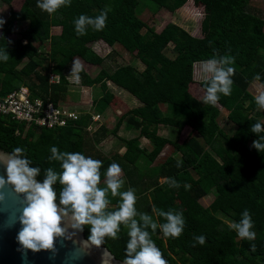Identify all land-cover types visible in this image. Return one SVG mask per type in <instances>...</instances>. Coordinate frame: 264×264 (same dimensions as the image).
Listing matches in <instances>:
<instances>
[{"label": "trees", "instance_id": "1", "mask_svg": "<svg viewBox=\"0 0 264 264\" xmlns=\"http://www.w3.org/2000/svg\"><path fill=\"white\" fill-rule=\"evenodd\" d=\"M11 1L0 0V4ZM147 1L173 11L187 0ZM140 2L71 0L70 6H62L50 15L37 7L38 0H23L18 13H24L28 21L19 37H11L17 33L14 17L18 13L13 10L9 12L8 23L0 29V49L9 54L7 62L0 61V92L6 94L25 85L32 96L49 98L57 103L68 84L64 68L74 58L91 64L102 63L103 58L89 47L91 42L102 40L109 46L118 42L127 49L133 46L144 64L143 70L124 63L112 71L101 68L94 77L84 70L79 72L82 85L95 87L99 83L100 93L95 94L92 101L95 113L104 112L113 99L107 81L124 88L140 102L119 115L112 130L117 134L121 122L125 121L137 129L139 135L124 139L125 150L121 154L94 157L102 162L98 186L107 187L102 180L112 163L119 164L130 188L144 186L141 194L151 195L150 217L157 223L154 232L151 227L144 230L149 232L168 264H264V152L247 144L248 139L258 140L264 136V133L251 131L252 125L261 122L251 115L259 106L249 91L255 81L264 86V18L248 7L250 0H193L196 6L203 7L202 38L189 36L173 22L167 23L159 32L149 28L141 33L145 23L134 15ZM105 10L108 12L103 30L96 31L89 25L86 35H77L74 21L79 16L95 18ZM53 26H60V33L52 34ZM62 41L67 44L66 50L57 47ZM46 42L49 50L43 52L42 45ZM169 42L173 43V51L183 60L182 64L163 52ZM224 58H230L232 62L229 65L219 63L220 67L234 69L231 95L219 94L222 102L232 108L229 120L237 126L232 136L219 124L218 107L203 104L189 92L194 63L221 62ZM24 59L26 61L19 67ZM50 73L58 74L59 82H50ZM212 77L201 82L205 92ZM163 105L164 111L160 109ZM89 123L88 113L81 114L65 127L56 128L26 126L10 116L0 115V149L4 152H11L16 147L24 149L32 166L41 168L38 179H43L44 170L49 167L62 171L60 162L48 159L52 146L61 152H79L89 157L84 135L89 133L84 130ZM161 127H173L178 131L191 127L200 138L189 137L183 143L170 141L159 135ZM108 133L109 130L100 124L90 133L93 145L105 139ZM141 138L150 142V151L141 147ZM167 145L172 146L177 155L153 165ZM178 161L182 162L180 167H177ZM173 181L179 187L172 186ZM54 187L59 193V183ZM211 192L216 194L215 199L205 207L200 200ZM107 198L106 212L119 210L120 196L113 197L109 190ZM178 202L184 208L183 233L179 238L165 237L160 225L167 221L159 213H180L176 207ZM244 210L252 217L256 239H242L239 243L236 232L218 214L239 223ZM139 212L140 209L135 219L143 228ZM128 229L121 224L119 239L106 238L102 245L121 261H124L130 239ZM83 231L88 238L90 227L84 226ZM200 235L205 237L204 245L195 243L194 237ZM252 243L256 244L254 252Z\"/></svg>", "mask_w": 264, "mask_h": 264}, {"label": "clouds", "instance_id": "2", "mask_svg": "<svg viewBox=\"0 0 264 264\" xmlns=\"http://www.w3.org/2000/svg\"><path fill=\"white\" fill-rule=\"evenodd\" d=\"M71 0H38L37 7L50 15L57 12L62 6H70ZM108 10L99 16H79L74 21L78 36L86 35L87 26L101 31L106 27ZM6 20L0 17V29ZM9 54L0 49V61L7 62ZM230 58H224L221 62L210 60L203 65L204 73L213 75L210 85L207 87L204 103L217 105L219 94L231 95L234 75L232 67H218V63L229 65ZM197 63V62H196ZM83 70L81 61H74L72 74ZM209 77V78H211ZM207 78V79H209ZM205 79V80H207ZM204 80V81H205ZM79 77L77 76V83ZM203 82V81H202ZM259 108L264 109V93L255 97ZM251 131L264 133V124L255 123ZM264 136L253 141L252 146L264 152ZM49 161L60 162L62 171L57 172L52 167L44 170L43 179L41 168L32 166L33 162L25 153V150L16 147L11 152L0 151V211L8 210V227H20L16 234L17 251L21 253L23 260L27 259L28 252H50L53 257L58 254L57 244H63L64 240H70L74 245H79L67 259H79L84 254H91L93 247L101 248L106 238L119 239L121 224L129 228L126 254L123 264H168L162 251L151 239L148 231L153 232L157 223L147 214H141L143 228L135 217L137 197L133 189L120 192L124 184L121 179L122 169L117 163L109 165L106 177L107 187L101 188L100 169L102 162L92 157H86L79 152H61L56 146L50 149ZM182 162H177L180 167ZM59 183L61 189L57 192L54 185ZM172 186L179 187L173 181ZM187 188L188 186L185 185ZM110 190L113 197L119 195L121 203L119 210L106 212L109 205L107 193ZM18 204V207H17ZM165 217L166 223L160 225L165 237L179 238L184 230L183 213L160 212ZM84 226L90 227V235L87 240L75 239L83 232ZM230 229L236 231L240 239L255 241L256 233L253 231L254 222L248 210H244L239 223H230ZM195 243L204 245L206 240L203 235L194 237ZM252 251H256V244H251ZM100 264H112L110 253L107 249L101 253Z\"/></svg>", "mask_w": 264, "mask_h": 264}, {"label": "rangeland", "instance_id": "3", "mask_svg": "<svg viewBox=\"0 0 264 264\" xmlns=\"http://www.w3.org/2000/svg\"><path fill=\"white\" fill-rule=\"evenodd\" d=\"M139 1L141 2L138 4L137 10H135L134 15L145 23L146 27L144 26L141 29V33L146 32V30L149 28L151 30L159 32L162 28H164V26L167 23L173 22L178 26H180V28L183 29L189 36L195 38H202L203 35L201 33V21L204 16L203 7L201 5L196 6L193 3V0H187L181 7L173 11L169 10L165 6L157 7L152 2L147 0H139ZM22 2L23 0H12L9 4H5V3L0 4V17L6 20V23L4 25L8 23L9 12L11 10H13L16 13H18L21 10L20 7L22 5ZM248 7L251 8L253 12L257 14L259 17L264 18V0H250ZM94 11L95 12L99 11V9H94ZM27 21H28V17L24 13L21 14L18 13L14 17V28H15V32L17 33L12 34L11 35L12 38L19 37V32L24 28V26L27 25ZM60 30H61L60 26H53L51 28V33L58 34L60 33ZM47 42L42 45L43 52H45V50H49V44ZM129 43H133V41H130ZM57 47L60 48L61 50H66L67 44H65L63 41L58 42ZM89 47L94 52H96L100 57L103 58L102 63L100 65L91 64V63H86L85 61H83L78 57L74 58L64 68V74L68 78V84L66 85L64 94L61 96L60 100L58 101L60 105L72 106L74 110L80 111V113L82 114H84L87 111L93 112L92 101L96 96L95 89L97 88L96 92L100 93V88H99V83L96 84L97 86L95 85L94 90L93 87L91 88L84 86L80 83V78H79V82L77 83V76L79 77V73L72 74L73 64L77 58L81 61L83 65V70L92 77L96 76L101 68H104L108 71H112L116 66H119L124 63L131 64L137 70L144 69V64L135 54L136 49L133 46H131V49H127L123 44L118 42L109 46L104 41L97 40L91 42L89 44ZM163 52L168 56V58L177 61L178 64H182L183 60L179 56H177L173 51L172 42H169L166 45ZM25 61L26 59L22 61L19 67ZM205 63L206 62L194 63L193 82L189 85L190 94L198 101L202 102L203 104H206L204 103V97L206 95V92L201 87V82L213 75L211 72L204 73L203 65ZM218 67H220L219 63H218ZM107 86L109 87V88L107 87L109 91L113 93V99L109 107L104 112H102L100 116V123H102L109 130L108 136L102 141H100L98 144L93 145L91 141V134L90 133L84 134L88 143L87 145L88 156L92 157L93 159L96 155L97 156L105 155L107 157H110L116 152L122 153L124 150V148H122L124 139L131 137L135 138L139 135L137 129L127 125L125 121L121 122L120 126L118 127L117 134L112 133V130L115 126L118 116L124 113L125 111L140 105V102L130 92L114 84L112 81H107ZM249 91L250 93H252L254 97H256L257 95L264 93V86L259 81H255L250 85ZM222 100L223 98L219 99V102L216 105L220 110V115L218 117L219 124L222 128L226 130V132L230 136H232L236 131L237 126L229 120V114L232 108L224 104ZM160 109L164 111L165 105L160 106ZM251 115L257 117L259 121L262 124H264V109L258 108L256 111L251 112ZM96 124L99 123L97 122ZM158 133L162 137L170 141H177L178 143L186 142L189 139V137L200 138L197 132L194 131L191 127H186L182 131H178L176 128L173 127H161L159 128ZM253 141L255 140L248 139L247 144L249 146H252ZM149 143L150 142L149 141L147 142V140L145 139H141L140 141L141 147H146V148L148 147L149 149L147 150L150 151L151 144L149 145ZM207 149L209 150V147H207ZM171 155L174 156L177 154L174 152V148L172 146H166V148L162 151L161 155L157 158V160L153 165H158L160 163H163ZM121 179L124 180V184L119 189V191L124 192L129 190L130 186L128 185V181L123 171H122ZM106 181H107V177H105L104 180H102V183ZM143 188L144 186H142V188H137V189L134 187L131 188L135 191V195L137 197L135 208H137V212L138 209L141 210L142 213L139 212L140 214H147L151 216L150 214L151 208L149 207L151 201V195H146V196L142 195L141 193L143 192ZM215 196L216 194L214 192H211L204 199L200 200V202L202 203L203 206L209 207V205L215 199ZM120 201H121V197H120ZM176 207L181 212L184 209L180 204V202L176 204ZM218 217L223 219L227 224L235 223L228 216L218 214ZM241 240L242 239L238 238L239 243L241 242Z\"/></svg>", "mask_w": 264, "mask_h": 264}, {"label": "built area", "instance_id": "4", "mask_svg": "<svg viewBox=\"0 0 264 264\" xmlns=\"http://www.w3.org/2000/svg\"><path fill=\"white\" fill-rule=\"evenodd\" d=\"M60 76L50 73L49 81L57 83ZM90 114V123L84 130L92 133L100 126V114L87 111ZM80 111L70 106L54 103L49 98L32 96L29 88L21 85L18 88L2 94L0 92V115L10 116L12 119L24 122L26 126L35 125L44 128L65 127L70 122L79 119ZM99 124H96V123Z\"/></svg>", "mask_w": 264, "mask_h": 264}, {"label": "water", "instance_id": "5", "mask_svg": "<svg viewBox=\"0 0 264 264\" xmlns=\"http://www.w3.org/2000/svg\"><path fill=\"white\" fill-rule=\"evenodd\" d=\"M0 151H2L0 149ZM4 152V151H3ZM3 169L0 168V175H3ZM18 207V204H17ZM8 210L0 211V264H100L101 253L107 249L111 256L112 264H123L124 261L118 260L112 252L106 248L93 247L91 254H84L79 259H67L79 245H74L70 240H64L63 244H57L59 248L58 254L53 257V254L46 251L38 253L28 252L27 259L21 258V253L17 251L16 234L20 227L16 224L15 227H8ZM78 241L87 240L84 236V231L76 237Z\"/></svg>", "mask_w": 264, "mask_h": 264}, {"label": "crops", "instance_id": "6", "mask_svg": "<svg viewBox=\"0 0 264 264\" xmlns=\"http://www.w3.org/2000/svg\"><path fill=\"white\" fill-rule=\"evenodd\" d=\"M66 78H67V76H66ZM67 81H68V78H67ZM84 86H85V85H84ZM96 86H97V85H96ZM87 87H88V86H87ZM91 88H92V87H91ZM96 89H97V88H96ZM96 89H95V94L98 95L99 92H96ZM93 90H94V87H93ZM66 106H67V105H66ZM70 107H72V106H70ZM101 114H102V113H101ZM101 114H100V115H101ZM101 124H102V123H101ZM117 131H118V130H117ZM141 139H144V138H141ZM141 139H140V141H141ZM145 140H146V139H145ZM147 142H148V140H147ZM149 145H150V143H149ZM167 146H169V145H167ZM122 148H124V150H125V147H124V146H123ZM144 148H146V147H144ZM165 148H166V146H165ZM165 148H164V149H165ZM146 149H149V148L147 147ZM164 149H163V150H164ZM124 150H123V152H124ZM163 150H162V151H163ZM123 152H122V153H123ZM117 153H119V152H117ZM161 153H162V152H161ZM120 154H121V153H120ZM160 155H161V154H160ZM160 155H159V156H160ZM159 156H158V157H159ZM156 160H157V159H156ZM203 199H204V198H203Z\"/></svg>", "mask_w": 264, "mask_h": 264}]
</instances>
